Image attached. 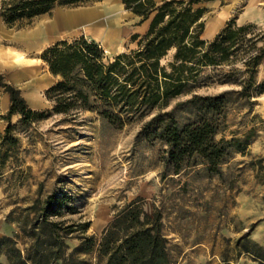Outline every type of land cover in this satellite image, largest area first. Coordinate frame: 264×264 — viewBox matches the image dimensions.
Instances as JSON below:
<instances>
[{
	"label": "trees",
	"instance_id": "trees-1",
	"mask_svg": "<svg viewBox=\"0 0 264 264\" xmlns=\"http://www.w3.org/2000/svg\"><path fill=\"white\" fill-rule=\"evenodd\" d=\"M100 0H0V17L13 26L50 13L56 6H75ZM124 7L149 19L145 33H133L135 47L112 59L94 40L79 36L46 47L41 58L57 80L46 89L47 110L29 106L19 88L0 74V90L8 95L5 128L0 131V175L19 146L16 132L25 133L49 114L88 111L104 124L121 129L133 116L158 108L136 135L162 145L160 175H180L203 169L222 177L223 166L235 153L244 154L254 129L224 132L230 105L242 101L249 109L264 93L257 73L264 61V29L228 20L215 36L201 38L204 6L200 0H121ZM170 60L161 63L168 52ZM219 83L237 88L214 94L191 93L203 82V70ZM164 110L170 99L189 94ZM12 115H18L11 123ZM67 195L49 193L7 215L17 231L0 236V264H176L163 232L162 213L144 210L139 198L118 208L100 235L87 234L88 222L66 221ZM73 240H77L73 242ZM243 250L264 262V249L244 244Z\"/></svg>",
	"mask_w": 264,
	"mask_h": 264
},
{
	"label": "rangeland",
	"instance_id": "rangeland-1",
	"mask_svg": "<svg viewBox=\"0 0 264 264\" xmlns=\"http://www.w3.org/2000/svg\"><path fill=\"white\" fill-rule=\"evenodd\" d=\"M195 6L205 7L203 39H212L232 18L238 25L254 23L255 31L264 29V0H200ZM66 7L93 10V18L99 19L102 27L93 22L84 35L83 27L77 26L63 39L84 36L94 40L110 59L136 44L129 33L135 17L122 10L120 0L56 6L50 13L13 26L2 20L0 74L19 88L36 110L52 106L45 92L57 77L49 72L41 54L63 40L56 35L58 31L72 27L70 16L74 12L62 9ZM171 54L168 52L161 63L170 60ZM215 73V69L203 70V82L191 93L214 94L237 88L217 82L211 77ZM257 79H264V61ZM189 96L170 99L164 110ZM8 106V95L0 90V131L6 126L2 116ZM156 111L158 108L133 116L121 129L102 123L88 111L49 114L25 133L16 132L19 146L0 175V236L17 231L16 224L6 220L10 211H18L38 195L66 194L72 212L65 210L60 218L88 222L86 233L97 236L118 208L139 198L146 212L160 209L163 232L176 263L264 264L243 250L245 243L264 249V93L253 98L249 109L242 101L230 105L225 136L229 137L230 130L249 128L255 135L244 154L235 153L223 166L222 177L208 176L199 169L162 178V145L136 139L143 123ZM17 120L18 115L10 118L11 123Z\"/></svg>",
	"mask_w": 264,
	"mask_h": 264
},
{
	"label": "crops",
	"instance_id": "crops-1",
	"mask_svg": "<svg viewBox=\"0 0 264 264\" xmlns=\"http://www.w3.org/2000/svg\"><path fill=\"white\" fill-rule=\"evenodd\" d=\"M154 1H160V0H154ZM120 3H121L122 10L128 12V14L133 15L135 17V20H136L135 25L133 26L132 29H130L129 33L130 34H133V33L143 34V33H145V31L147 30V27H148L149 19L141 21L140 20L141 18L139 16L133 14L130 10H128V9H126L124 7V4L122 3L121 0H120ZM62 9H70L74 13L70 16V19H71L70 21H72L70 26H72V27L71 28H65V30H60V32L59 31L57 32L56 35H58L61 39L66 38L65 35L70 33L77 26L83 27L84 31L86 32L84 35H87V30H85V29L86 28L88 29L93 22H94V24H97V25L101 26L100 25L101 22L99 21V19H96V18H93V17L92 18L91 17H87V15L90 14L93 10L83 9V8H81V9L80 8L73 9V8H69V7L62 8ZM54 10H53V13H54ZM76 15L78 16L77 18H75ZM258 16H260V19H261V17H263L260 14ZM252 20H256L255 17ZM65 21L69 22L67 19H65ZM73 22H75V23H73ZM73 24H75V26H73ZM2 27H3V21L0 18V29H2ZM79 34H82V32H80ZM104 34L105 33H100L101 36L104 35ZM107 34H108V32H107ZM176 264H178V263H176Z\"/></svg>",
	"mask_w": 264,
	"mask_h": 264
},
{
	"label": "bare ground",
	"instance_id": "bare-ground-1",
	"mask_svg": "<svg viewBox=\"0 0 264 264\" xmlns=\"http://www.w3.org/2000/svg\"><path fill=\"white\" fill-rule=\"evenodd\" d=\"M94 15H95V12L92 11V12L88 15V17H91V18H92ZM77 17H78V16L76 15L75 18H77ZM102 29H104V27H103ZM102 29H101V30H102ZM209 29H210V26H209ZM107 31L110 32V30H107ZM205 34H206V33H205Z\"/></svg>",
	"mask_w": 264,
	"mask_h": 264
}]
</instances>
